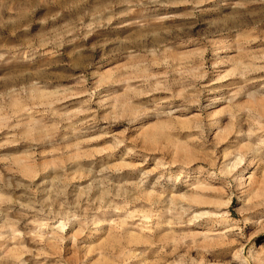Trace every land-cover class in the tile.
I'll use <instances>...</instances> for the list:
<instances>
[{"label": "rangeland", "instance_id": "374dc122", "mask_svg": "<svg viewBox=\"0 0 264 264\" xmlns=\"http://www.w3.org/2000/svg\"><path fill=\"white\" fill-rule=\"evenodd\" d=\"M0 264H264V3L0 0Z\"/></svg>", "mask_w": 264, "mask_h": 264}, {"label": "clouds", "instance_id": "9594fccd", "mask_svg": "<svg viewBox=\"0 0 264 264\" xmlns=\"http://www.w3.org/2000/svg\"><path fill=\"white\" fill-rule=\"evenodd\" d=\"M139 3L143 4L145 0H138ZM148 3H157L158 0H147ZM258 2L264 3V0H258ZM140 27H144L143 25H140Z\"/></svg>", "mask_w": 264, "mask_h": 264}, {"label": "bare ground", "instance_id": "6f19581e", "mask_svg": "<svg viewBox=\"0 0 264 264\" xmlns=\"http://www.w3.org/2000/svg\"><path fill=\"white\" fill-rule=\"evenodd\" d=\"M235 164H237V162H236ZM241 178H242V177H241Z\"/></svg>", "mask_w": 264, "mask_h": 264}]
</instances>
